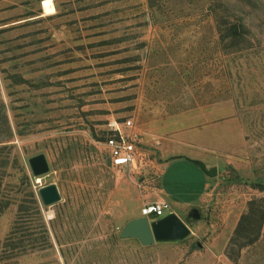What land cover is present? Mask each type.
<instances>
[{
    "label": "rangeland",
    "instance_id": "1",
    "mask_svg": "<svg viewBox=\"0 0 264 264\" xmlns=\"http://www.w3.org/2000/svg\"><path fill=\"white\" fill-rule=\"evenodd\" d=\"M58 2L0 0V264H264V0ZM128 119L137 167L113 168ZM157 201L202 218L181 242L120 239Z\"/></svg>",
    "mask_w": 264,
    "mask_h": 264
},
{
    "label": "water",
    "instance_id": "2",
    "mask_svg": "<svg viewBox=\"0 0 264 264\" xmlns=\"http://www.w3.org/2000/svg\"><path fill=\"white\" fill-rule=\"evenodd\" d=\"M208 176L215 177L218 168H208L198 159H191ZM29 164L35 177H40L50 171L49 162L45 153H39L29 158ZM108 164L111 165L110 160ZM39 195L44 205L49 206L61 200V194L55 183L41 186ZM202 218L201 211L194 207L188 213L187 222L193 223ZM182 220L175 212L166 216L151 220L147 216H140L130 220L120 233L121 239H137L143 246H150L160 242H181L191 235L189 224ZM201 246L200 244H198Z\"/></svg>",
    "mask_w": 264,
    "mask_h": 264
},
{
    "label": "built area",
    "instance_id": "3",
    "mask_svg": "<svg viewBox=\"0 0 264 264\" xmlns=\"http://www.w3.org/2000/svg\"><path fill=\"white\" fill-rule=\"evenodd\" d=\"M109 125L111 134L105 140L109 150L107 160H110L113 168H136L140 151L137 146L138 136L131 132L134 127L133 121L131 119L123 122L111 121ZM170 212H173V208L168 202L157 201L146 204L141 215L149 218L154 216V219H158Z\"/></svg>",
    "mask_w": 264,
    "mask_h": 264
},
{
    "label": "trees",
    "instance_id": "4",
    "mask_svg": "<svg viewBox=\"0 0 264 264\" xmlns=\"http://www.w3.org/2000/svg\"><path fill=\"white\" fill-rule=\"evenodd\" d=\"M225 31L227 32L226 34L223 35L222 39L225 40L227 38H230V37H234L236 39H238V37H241L242 35H244V26L243 24H239V23H235V24H232V23H227L225 24ZM233 43L235 44L236 43V40L233 41ZM8 138L7 137H1L0 136V143L3 142L4 140H7ZM3 140V141H2ZM4 210V207L0 205V213ZM27 211V208L26 206H23V204H20L19 205V208H18V213H17V217L16 219L18 221H21V219H24L26 216V214H24V212ZM37 211H40L39 208H37ZM257 212H259L256 208H252V216H257ZM260 217H261V221L264 220V211L261 212L260 214ZM247 218V216H244L243 220ZM242 220V222H243ZM248 220H250V217L248 216ZM19 232V229L12 232V234L14 233H18ZM120 237V236H119ZM10 237H8V240H9ZM19 239V244L22 243V239L21 238H18ZM121 239V237H120Z\"/></svg>",
    "mask_w": 264,
    "mask_h": 264
},
{
    "label": "crops",
    "instance_id": "5",
    "mask_svg": "<svg viewBox=\"0 0 264 264\" xmlns=\"http://www.w3.org/2000/svg\"><path fill=\"white\" fill-rule=\"evenodd\" d=\"M6 2H10V1H12V0H5ZM59 0H52V4H53V7H54V12L53 13H51V14H47L46 13V11H45V7H44V5H43V2H44V0H40V3H39V6H40V8H42V10H43V13H41L40 14V17H46V16H50V15H55V14H58L59 13V6H60V3L58 2ZM148 1H150V0H148ZM154 2H153V4H155V2L156 1H158V3L156 2V4H155V6L157 5V4H159V2H160V0H153ZM59 3V4H58ZM161 5V4H160ZM13 25V24H12Z\"/></svg>",
    "mask_w": 264,
    "mask_h": 264
}]
</instances>
